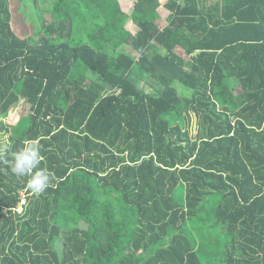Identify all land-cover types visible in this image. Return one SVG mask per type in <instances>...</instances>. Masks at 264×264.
Masks as SVG:
<instances>
[{"label":"trees","instance_id":"obj_1","mask_svg":"<svg viewBox=\"0 0 264 264\" xmlns=\"http://www.w3.org/2000/svg\"><path fill=\"white\" fill-rule=\"evenodd\" d=\"M25 1L0 0V117L30 105L0 128V264H264V0Z\"/></svg>","mask_w":264,"mask_h":264},{"label":"clouds","instance_id":"obj_2","mask_svg":"<svg viewBox=\"0 0 264 264\" xmlns=\"http://www.w3.org/2000/svg\"><path fill=\"white\" fill-rule=\"evenodd\" d=\"M6 144H0V151H6ZM39 142L36 140L26 142L25 146L15 154L11 170L17 176H29L36 169L40 160ZM49 175L44 170H37L30 176L27 187L36 194L43 193L49 185Z\"/></svg>","mask_w":264,"mask_h":264},{"label":"rangeland","instance_id":"obj_3","mask_svg":"<svg viewBox=\"0 0 264 264\" xmlns=\"http://www.w3.org/2000/svg\"><path fill=\"white\" fill-rule=\"evenodd\" d=\"M124 1H127V0H124ZM211 1H214V0H211ZM25 4H24V9L27 13L26 14L27 18H30V17L36 18V15L40 14L42 11H46V10L53 8V1L52 0H26ZM17 8H18V10L21 9L22 5L14 4L13 13H15ZM20 14H21V11H20L19 15ZM16 19H18V17L14 14V20H16ZM47 20L51 21L52 19L47 18ZM29 25L30 24H28L21 17L18 21L14 22L15 29L18 31L19 35L26 33V27ZM31 34L32 33L29 32L30 36H31ZM23 112L30 113V105L27 103V101L24 98H21L20 102L11 108L10 113L6 119L0 117V128L2 126V122H4L7 125L15 126L18 123ZM1 133H3V131L0 130V134ZM2 137H4V135H2V136L0 135L1 140H3Z\"/></svg>","mask_w":264,"mask_h":264},{"label":"built area","instance_id":"obj_4","mask_svg":"<svg viewBox=\"0 0 264 264\" xmlns=\"http://www.w3.org/2000/svg\"><path fill=\"white\" fill-rule=\"evenodd\" d=\"M23 204H25V201L23 202Z\"/></svg>","mask_w":264,"mask_h":264},{"label":"bare ground","instance_id":"obj_5","mask_svg":"<svg viewBox=\"0 0 264 264\" xmlns=\"http://www.w3.org/2000/svg\"><path fill=\"white\" fill-rule=\"evenodd\" d=\"M24 202V201H23ZM23 202H22V204H23Z\"/></svg>","mask_w":264,"mask_h":264}]
</instances>
